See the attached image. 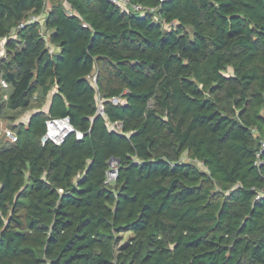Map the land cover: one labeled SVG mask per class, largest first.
I'll return each mask as SVG.
<instances>
[{"label":"trees","instance_id":"1","mask_svg":"<svg viewBox=\"0 0 264 264\" xmlns=\"http://www.w3.org/2000/svg\"><path fill=\"white\" fill-rule=\"evenodd\" d=\"M130 1L0 0V264H264V0Z\"/></svg>","mask_w":264,"mask_h":264},{"label":"built area","instance_id":"2","mask_svg":"<svg viewBox=\"0 0 264 264\" xmlns=\"http://www.w3.org/2000/svg\"><path fill=\"white\" fill-rule=\"evenodd\" d=\"M111 1L115 4L122 6L123 8L132 9L133 11L140 12L143 15L148 14V12H155L156 11L155 8H148V7H145L141 4L132 3L130 0H111ZM161 1L163 2L164 0H161ZM45 17H46V13H43L40 15H31L26 21H24L20 25V27L23 28L26 25L31 24V23H35V22H39V23L43 24ZM165 25L167 27H169L172 24L170 23V24H165ZM6 42H7V38L0 40V57L4 56V54H5ZM47 43L49 45L50 53H53L54 47L49 44V41H47ZM96 77H97L96 74H94L92 77V82L94 85L96 84ZM2 85L7 88V84L4 81H2ZM112 101L114 104H118L120 102V98H113ZM104 107L105 106H104L103 100L101 98H99L98 113L100 115H105ZM46 126H47L46 134L44 135V137L42 139L43 143L51 141L56 145H61L64 142L65 138L72 133H74L76 135V138L78 140H82L85 136V134L83 132L78 131L73 127L70 118L67 116L62 117V118H49L46 121ZM110 127L113 130H116L119 132L122 131V123L121 122L112 123V124H110ZM3 131L7 134V137L12 142L17 141V136L12 131H9L7 129H4ZM263 152H264V139L262 140L261 148H260L259 152L257 153L256 165L258 167L264 165V161L262 159ZM111 170H112V168L110 169V171L108 173V178H107L106 183H111L117 178L118 171L117 170L111 171ZM261 196H264V189H263L262 194L259 195L258 198H260Z\"/></svg>","mask_w":264,"mask_h":264},{"label":"water","instance_id":"3","mask_svg":"<svg viewBox=\"0 0 264 264\" xmlns=\"http://www.w3.org/2000/svg\"><path fill=\"white\" fill-rule=\"evenodd\" d=\"M110 165H111V168H112V170L111 171H115V170H117L118 171V165H119V162L118 161H116V160H112L111 162H110Z\"/></svg>","mask_w":264,"mask_h":264},{"label":"crops","instance_id":"4","mask_svg":"<svg viewBox=\"0 0 264 264\" xmlns=\"http://www.w3.org/2000/svg\"><path fill=\"white\" fill-rule=\"evenodd\" d=\"M28 119H29V118H28V116H27V118L23 117L21 120H28ZM4 125L6 126V124H5L4 122L0 121V130L5 128Z\"/></svg>","mask_w":264,"mask_h":264},{"label":"rangeland","instance_id":"5","mask_svg":"<svg viewBox=\"0 0 264 264\" xmlns=\"http://www.w3.org/2000/svg\"><path fill=\"white\" fill-rule=\"evenodd\" d=\"M29 114V113H28ZM28 114H22V116H27ZM5 126V125H4ZM5 128H6V126H5ZM2 130V129H1ZM0 130V131H1ZM1 133V132H0ZM198 165L200 166V167H202V165H201V163H198Z\"/></svg>","mask_w":264,"mask_h":264}]
</instances>
